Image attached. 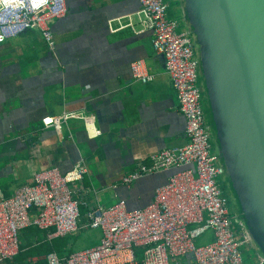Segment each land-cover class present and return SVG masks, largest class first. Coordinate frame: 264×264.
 <instances>
[{
  "label": "crops",
  "instance_id": "obj_1",
  "mask_svg": "<svg viewBox=\"0 0 264 264\" xmlns=\"http://www.w3.org/2000/svg\"><path fill=\"white\" fill-rule=\"evenodd\" d=\"M66 8L62 18L48 21L52 48L36 29L0 43V196H11L36 172L53 167L65 172L82 159L87 174L80 187L88 191V206L124 200L127 209L143 207L170 170L141 177L128 187L111 185L148 163L151 154L186 142L185 121L164 58L154 51L151 32H140L138 0H66ZM176 13L167 16L179 22ZM125 15L134 29L119 28L116 22V30L108 28L109 19ZM137 59L153 75L151 81L131 77L129 65ZM79 110L92 116L99 137L88 139L78 118L62 121L60 130L42 125V118ZM79 211L82 221L86 207L80 205ZM101 236L98 228H80L49 241L45 231L26 228L19 254L3 264H44L39 248L44 242L56 241L57 254L66 257L96 246Z\"/></svg>",
  "mask_w": 264,
  "mask_h": 264
},
{
  "label": "built area",
  "instance_id": "obj_2",
  "mask_svg": "<svg viewBox=\"0 0 264 264\" xmlns=\"http://www.w3.org/2000/svg\"><path fill=\"white\" fill-rule=\"evenodd\" d=\"M138 2L137 24L140 32H151L152 47L164 58L185 121L186 142L151 154L148 163L138 164L111 186L128 187L155 172L171 173L164 184L155 188L148 204L127 209L124 200L109 206H88V191L80 187L87 174L82 159L65 172L56 167L36 172L30 183L11 196H0V264L17 256L20 234L28 227L45 231L49 241L75 234L80 228L102 232L96 246L66 257L52 250L41 257L44 264H171L172 259L185 260V264H244L239 246H252L237 218L231 219L222 189V169L205 123L191 39L177 30L176 20L168 18L166 0ZM66 10V0H0V43L24 30L36 29L52 48L48 21L62 18ZM114 22L119 28H135L130 15L109 19L111 31L116 30ZM129 69L136 81L147 83L153 79L142 59L131 62ZM68 118L83 121L88 139L101 135L92 116L83 110L47 116L41 122L44 127L60 130L61 122ZM80 205L86 207L82 221ZM208 231L211 240L196 246L195 240ZM255 259L253 264H264L257 256Z\"/></svg>",
  "mask_w": 264,
  "mask_h": 264
},
{
  "label": "water",
  "instance_id": "obj_3",
  "mask_svg": "<svg viewBox=\"0 0 264 264\" xmlns=\"http://www.w3.org/2000/svg\"><path fill=\"white\" fill-rule=\"evenodd\" d=\"M222 185L264 263V0H173Z\"/></svg>",
  "mask_w": 264,
  "mask_h": 264
},
{
  "label": "rangeland",
  "instance_id": "obj_4",
  "mask_svg": "<svg viewBox=\"0 0 264 264\" xmlns=\"http://www.w3.org/2000/svg\"><path fill=\"white\" fill-rule=\"evenodd\" d=\"M166 1L169 5V9L167 10V13L173 15L174 17H177V13H176L177 10L175 9V5H174L173 0H166ZM201 103H202V106L204 108V104H203L204 99L202 96H201ZM213 150L215 151L214 146H213ZM226 197H228V199H229V209L231 211V214H237L234 207H233V204L229 198V195L227 194ZM209 235L211 236V233L209 231L204 233L202 236H200L199 238H197L195 240V245L200 246V245L204 244L206 242L205 239H207V237ZM235 238H236V240L240 239L238 234H236ZM210 240H211V238L208 241H210ZM239 250L241 252V256H242V259L244 261V264H253L256 261V259H255L256 254H255V250L253 248H250L249 246L242 244L239 246Z\"/></svg>",
  "mask_w": 264,
  "mask_h": 264
},
{
  "label": "trees",
  "instance_id": "obj_5",
  "mask_svg": "<svg viewBox=\"0 0 264 264\" xmlns=\"http://www.w3.org/2000/svg\"><path fill=\"white\" fill-rule=\"evenodd\" d=\"M29 229H33L34 227H28ZM27 228V229H28ZM234 229L235 230H238V226H234ZM26 230V229H25ZM44 244L45 245H43V246H41V247H39L40 249H41V251L42 250H44V253H48V252H50V251H55L56 253H57V248H56V241H52V242H50V243H46V242H44ZM140 252V249H138L137 250V252ZM37 252V250H34V252L33 253H36ZM19 254V253H18ZM14 260V259H13Z\"/></svg>",
  "mask_w": 264,
  "mask_h": 264
},
{
  "label": "flooded vegetation",
  "instance_id": "obj_6",
  "mask_svg": "<svg viewBox=\"0 0 264 264\" xmlns=\"http://www.w3.org/2000/svg\"><path fill=\"white\" fill-rule=\"evenodd\" d=\"M222 189H223L224 194L227 195L228 193H227V189H226V186L225 185H222ZM227 199H228V197H227ZM228 208H229V199H228ZM229 211H230V209H229ZM230 214H231V211H230ZM231 219L232 220L236 219L235 214H231Z\"/></svg>",
  "mask_w": 264,
  "mask_h": 264
}]
</instances>
